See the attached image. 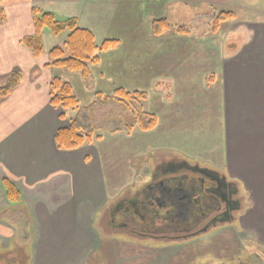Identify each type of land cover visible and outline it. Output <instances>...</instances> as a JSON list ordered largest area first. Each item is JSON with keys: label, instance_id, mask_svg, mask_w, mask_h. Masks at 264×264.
I'll list each match as a JSON object with an SVG mask.
<instances>
[{"label": "crops", "instance_id": "0c3cea01", "mask_svg": "<svg viewBox=\"0 0 264 264\" xmlns=\"http://www.w3.org/2000/svg\"><path fill=\"white\" fill-rule=\"evenodd\" d=\"M231 1L0 2V83L12 72L22 76L20 86L0 105V235H20L18 251L27 239L19 233L20 217L29 216L35 233L31 264H88L101 255L97 240L105 237L110 258L119 237L134 244L145 241L108 226L107 218L116 203L142 191L159 166L176 158L234 180L245 194L241 223L264 244V21L239 27L238 32L248 33L234 54L226 47L237 25L214 34L195 30L154 37L151 32L154 20L177 19V8L203 3L205 9L222 11ZM35 7L63 19L77 18L80 27L93 32L97 45L119 41L91 66L89 85L78 72L46 65L51 48L62 45L69 32L54 36L46 31L40 57L22 44L34 33ZM54 78L72 85L83 108L98 93L112 98L120 88L146 92L145 108L158 124L129 134L98 132L93 144L59 150L55 134L78 110H68L64 120L60 108L50 105ZM4 177L20 187L24 206L8 203Z\"/></svg>", "mask_w": 264, "mask_h": 264}, {"label": "trees", "instance_id": "16d2710c", "mask_svg": "<svg viewBox=\"0 0 264 264\" xmlns=\"http://www.w3.org/2000/svg\"><path fill=\"white\" fill-rule=\"evenodd\" d=\"M6 0H0L4 2ZM182 6V5H181ZM179 10V16L181 9ZM202 16L201 33L214 34L219 32L223 23L234 20L236 15L233 11H215L203 9L200 12ZM178 17V16H177ZM173 15L154 20L151 26L152 36L161 37L166 33H192L195 28L187 27L179 24ZM78 19L75 17L60 18L54 12L43 11L40 8H33V24L34 33L25 36L21 42L30 49L35 57H40L44 53V33L49 31L54 36H60L65 32H69L68 37L62 45H57L49 51L50 63L46 64L49 67H55L70 72H78L82 75L84 81L89 85L91 80V66L97 65L100 62V53L116 48L119 45L118 40H105L101 45H97L95 36L92 31L82 28L78 24ZM233 38V37H231ZM227 41V52L234 54L237 48L234 47L232 40ZM213 77L208 79L211 82ZM22 76L19 72H12L4 81L0 83V105L7 99L12 92L20 86ZM159 84V83H157ZM116 100L127 105L129 111L134 115L133 121L124 124L122 128L116 131H125L132 133L135 130L150 131L156 128L158 124L157 117L150 113L145 108L147 101L146 92L141 91H127L122 88L114 92V96L104 97L102 94H96L95 101L87 106L80 107V102L76 96L72 85L60 78L52 79L49 90L50 105L55 108H60V118L66 120L67 111L70 109L78 110V115L69 119V124L57 130L55 134V142L59 150L72 151L80 147L93 144L100 135L99 130L88 122L90 114H92L95 107H98L99 100ZM105 103V102H104ZM4 189L5 198L11 206H24V198L20 187L8 177H4L1 181ZM12 211H17L12 209ZM20 234L25 235L27 239L21 249H18L24 255L23 259L32 254V244L35 238L33 221L26 214H21ZM18 223L15 221V224ZM259 257V256H258ZM22 260V259H21ZM18 260L19 264H23ZM24 261V260H23ZM26 264V261L24 262ZM246 264V263H241Z\"/></svg>", "mask_w": 264, "mask_h": 264}, {"label": "rangeland", "instance_id": "374dc122", "mask_svg": "<svg viewBox=\"0 0 264 264\" xmlns=\"http://www.w3.org/2000/svg\"><path fill=\"white\" fill-rule=\"evenodd\" d=\"M205 8L207 7L203 3L184 7L176 21L195 30H202L200 12ZM217 11L220 12L221 8ZM224 11H233L236 15L234 20L223 23L221 26L223 33L225 27L237 25L233 32L234 37L230 39L236 47L241 45L248 33L243 30L238 32L239 27L245 29L249 26V22L264 21V0H232ZM104 102L100 99L98 107L94 108L88 118V122L93 124L99 133L121 132L116 130L133 121L134 115L125 103L116 100H104ZM240 217L239 211L236 214V220L223 222L222 225L179 243H152L147 239L143 242L136 241L134 244L124 240L125 237H119L116 241L119 243L114 247L111 258L108 250H104L109 244L108 237L103 240L98 239L101 255L96 256L88 264H264L263 242L258 239L259 236L254 229L248 231L244 228ZM242 241L243 244H241ZM22 244L20 235L11 239H4V236L0 235V264H19L18 257L23 254L21 251L16 253L18 245ZM28 252L26 264H31L32 254L30 250ZM22 263H24L23 257Z\"/></svg>", "mask_w": 264, "mask_h": 264}, {"label": "flooded vegetation", "instance_id": "af4514ba", "mask_svg": "<svg viewBox=\"0 0 264 264\" xmlns=\"http://www.w3.org/2000/svg\"><path fill=\"white\" fill-rule=\"evenodd\" d=\"M166 170L159 166L153 181L142 191L116 203L107 225L152 242L179 243L199 235L203 228L209 231L222 225V218L236 219L242 211L245 194L227 176L190 169ZM93 259L95 256L90 262Z\"/></svg>", "mask_w": 264, "mask_h": 264}, {"label": "water", "instance_id": "95a60500", "mask_svg": "<svg viewBox=\"0 0 264 264\" xmlns=\"http://www.w3.org/2000/svg\"><path fill=\"white\" fill-rule=\"evenodd\" d=\"M165 167L169 172H177V170H180V169H190V170H194V171H207L208 173L210 172H216L210 168H204V167H201L200 165H193L191 162H189L188 160H180L179 162L178 161H170L164 165H162V167ZM195 166V167H194ZM232 221L231 218H222L221 219V222H230ZM208 229L207 228H203L199 234L201 233H204V232H207Z\"/></svg>", "mask_w": 264, "mask_h": 264}]
</instances>
